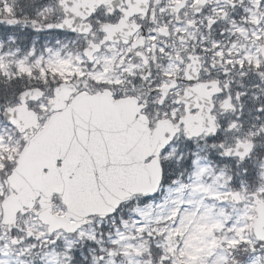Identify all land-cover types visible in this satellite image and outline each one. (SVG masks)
Instances as JSON below:
<instances>
[{
	"label": "snow or ice",
	"instance_id": "1",
	"mask_svg": "<svg viewBox=\"0 0 264 264\" xmlns=\"http://www.w3.org/2000/svg\"><path fill=\"white\" fill-rule=\"evenodd\" d=\"M0 264H264V0H0Z\"/></svg>",
	"mask_w": 264,
	"mask_h": 264
}]
</instances>
